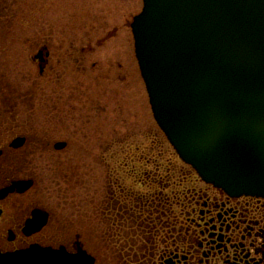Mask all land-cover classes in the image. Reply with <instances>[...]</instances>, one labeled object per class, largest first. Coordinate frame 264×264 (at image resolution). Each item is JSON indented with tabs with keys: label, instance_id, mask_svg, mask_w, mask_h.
I'll list each match as a JSON object with an SVG mask.
<instances>
[{
	"label": "rangeland",
	"instance_id": "obj_1",
	"mask_svg": "<svg viewBox=\"0 0 264 264\" xmlns=\"http://www.w3.org/2000/svg\"><path fill=\"white\" fill-rule=\"evenodd\" d=\"M141 8L142 0H0V75L10 80L0 83V125L35 152L30 193L63 209L59 242L87 232L98 264H118L121 203L136 215L146 196L158 210L168 195L177 212L174 190L200 185L152 115L130 28ZM43 46L50 57L40 74L33 57ZM57 141L66 149L55 151Z\"/></svg>",
	"mask_w": 264,
	"mask_h": 264
},
{
	"label": "water",
	"instance_id": "obj_2",
	"mask_svg": "<svg viewBox=\"0 0 264 264\" xmlns=\"http://www.w3.org/2000/svg\"><path fill=\"white\" fill-rule=\"evenodd\" d=\"M130 27L153 117L179 158L231 195L264 197V0H143ZM0 264L94 258L33 246Z\"/></svg>",
	"mask_w": 264,
	"mask_h": 264
},
{
	"label": "flooded vegetation",
	"instance_id": "obj_3",
	"mask_svg": "<svg viewBox=\"0 0 264 264\" xmlns=\"http://www.w3.org/2000/svg\"><path fill=\"white\" fill-rule=\"evenodd\" d=\"M38 50L43 51L44 62L33 59L39 63L42 74L50 50L48 46ZM9 81L0 75V83ZM3 127L0 125V254L31 246L54 250L62 247L68 253H75L81 247L98 264L97 257L91 253L87 232L82 234V237L86 234L83 240L75 233L72 239L67 237L59 242V233L63 234L60 232L63 209L47 206L40 193L32 196L35 174L28 171L26 164L33 163L28 159L35 152L27 150L26 135L15 133L13 137L9 135L11 127ZM4 131H8V136ZM18 139L22 141L16 143ZM63 142L64 148L53 149H66L68 143ZM20 181H30V186L21 191L10 190ZM197 182L200 185L174 190L177 212L170 210V198L163 194L162 209L156 210L154 196L150 195L141 200L136 215L127 203H121L126 210H122V205L117 207L115 213L120 211L116 216L121 222L128 213L126 236H120L123 241L119 243L118 264H264V197L231 195L200 178ZM75 224L84 225L85 221L78 220Z\"/></svg>",
	"mask_w": 264,
	"mask_h": 264
}]
</instances>
